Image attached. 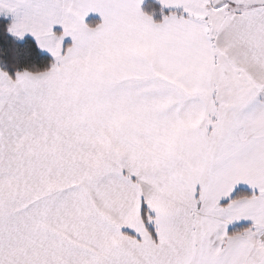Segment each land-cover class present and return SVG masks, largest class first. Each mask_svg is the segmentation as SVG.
I'll list each match as a JSON object with an SVG mask.
<instances>
[{"label": "snow or ice", "instance_id": "snow-or-ice-1", "mask_svg": "<svg viewBox=\"0 0 264 264\" xmlns=\"http://www.w3.org/2000/svg\"><path fill=\"white\" fill-rule=\"evenodd\" d=\"M0 17V264H264V0Z\"/></svg>", "mask_w": 264, "mask_h": 264}, {"label": "trees", "instance_id": "trees-1", "mask_svg": "<svg viewBox=\"0 0 264 264\" xmlns=\"http://www.w3.org/2000/svg\"><path fill=\"white\" fill-rule=\"evenodd\" d=\"M7 23H9V21L0 18V47H3L4 49H9L14 43L12 38L10 36H7L3 31L4 25ZM31 45H32V41L29 38L25 42L19 44V47L21 49H25V48H30ZM0 59L6 60L8 62L12 61V57L10 55L6 57H0ZM41 59H47V58L43 57ZM28 62H29L28 58L26 57H21L19 60V63L21 64H27Z\"/></svg>", "mask_w": 264, "mask_h": 264}, {"label": "crops", "instance_id": "crops-1", "mask_svg": "<svg viewBox=\"0 0 264 264\" xmlns=\"http://www.w3.org/2000/svg\"><path fill=\"white\" fill-rule=\"evenodd\" d=\"M2 18V17H1ZM93 19H95L96 21H99V17L98 16H94ZM10 22V21H9Z\"/></svg>", "mask_w": 264, "mask_h": 264}, {"label": "rangeland", "instance_id": "rangeland-1", "mask_svg": "<svg viewBox=\"0 0 264 264\" xmlns=\"http://www.w3.org/2000/svg\"><path fill=\"white\" fill-rule=\"evenodd\" d=\"M1 18V17H0ZM4 19V18H3Z\"/></svg>", "mask_w": 264, "mask_h": 264}]
</instances>
